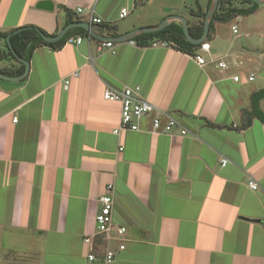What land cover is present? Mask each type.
Returning a JSON list of instances; mask_svg holds the SVG:
<instances>
[{"label":"crops","instance_id":"1","mask_svg":"<svg viewBox=\"0 0 264 264\" xmlns=\"http://www.w3.org/2000/svg\"><path fill=\"white\" fill-rule=\"evenodd\" d=\"M39 1L0 0V32L35 27L54 36L71 18L99 36L118 38L178 16L196 40L211 3L48 0L52 9L43 10L36 8ZM122 8L128 14L119 18ZM89 10L101 25L90 23ZM255 15L240 32L238 24ZM259 30L264 33V6L209 21L205 56L225 57L228 70L200 67L172 44L152 48L154 38L139 43L146 33H137V45L120 40L101 52L94 39L38 47L23 80L0 79V264H103L100 255L87 259L83 238L95 233L97 198L109 184L112 222L125 228V248L108 264H264V124L256 118L246 124L252 94L264 89V75H257L264 68ZM249 31L253 36L245 37ZM0 69L18 66L3 60ZM135 86L187 135L151 134L146 119L140 131L114 135L119 104L104 101L103 91ZM258 108L264 113V98Z\"/></svg>","mask_w":264,"mask_h":264},{"label":"built area","instance_id":"2","mask_svg":"<svg viewBox=\"0 0 264 264\" xmlns=\"http://www.w3.org/2000/svg\"><path fill=\"white\" fill-rule=\"evenodd\" d=\"M81 9H77V13H81ZM89 21L95 25H101L102 20L93 16V11H87ZM128 14L126 8H122L119 12V18H124ZM233 33H236V28L232 27ZM93 38L88 34L85 36H69L65 42V45H79L81 42H89ZM95 40V39H94ZM130 45H137L136 41L131 39L126 40ZM96 42V51L101 52L104 49H111L114 42L111 40ZM152 48H168L171 47V43L166 40H153L150 43ZM210 43L203 41L199 44L197 50L194 51L192 58L195 63L202 67L206 64H215L220 70H228L229 65L225 61V57H219L217 59L206 58L205 54L209 55ZM239 77L232 76L233 81H238ZM254 75L250 74L247 77L248 81H253ZM67 82H65L66 84ZM66 89V85L64 86ZM102 98L107 102H117L119 104V120L116 128L112 133L118 136L122 132H138L140 131V123L146 119L149 121V132L151 134H172L174 131L178 132L180 136L187 135V130L183 128L179 122L167 112H163L157 109L155 106L148 103L140 96V87H125L122 90H116L110 87H106L103 91ZM16 121L15 118L12 119ZM227 163L226 159L221 160V165L224 166ZM248 187L252 190H257V184L249 179ZM106 193L97 198L99 204V210L95 215L96 229L94 234L85 235L83 242L90 247L87 259L89 261H95L96 255H100V261L103 264L112 262L117 254L124 250L125 245L121 239L125 234V228L122 226L115 227L112 222V209H113V186L107 185ZM95 237H98L101 242H95ZM103 241L106 242V246H102ZM112 241L116 242L115 248L110 247L108 244ZM100 253H97V252Z\"/></svg>","mask_w":264,"mask_h":264},{"label":"trees","instance_id":"3","mask_svg":"<svg viewBox=\"0 0 264 264\" xmlns=\"http://www.w3.org/2000/svg\"><path fill=\"white\" fill-rule=\"evenodd\" d=\"M251 6L246 9L236 8L231 5L230 0H219L218 2V12H216L210 19V25L214 21L226 22L237 16H247L253 13L258 5L250 2ZM205 13L202 14L204 17ZM73 20L71 18L67 19V23H71ZM38 28L30 27L24 31L18 32L9 38V42L6 41L7 33L0 32V61L3 60H13L18 66V70L15 72H6L5 70L0 69V74L7 76H20L24 71V66L13 56L11 50L15 53L17 57L24 59L29 62L32 52L42 46L49 47L50 49L56 50L63 47L65 40L71 36L75 31L80 35L87 37L88 33L82 28H73L68 30L63 37L54 43L44 42L41 37L38 35ZM45 34V33H44ZM202 34V29L195 37L199 38ZM192 35V34H191ZM138 37H141V40H138L140 43L143 40L154 38L155 40H166L169 43L171 42L174 47L178 50L193 55L194 51L198 49V45H194L185 40L181 26L179 24L171 23L162 30L154 33L140 34ZM134 39V38H133ZM207 41V40H205ZM264 98V89H261L254 94H252V103H251V113L247 117V125L250 124L253 118L258 119L261 123L264 124V113L258 108V100Z\"/></svg>","mask_w":264,"mask_h":264},{"label":"water","instance_id":"4","mask_svg":"<svg viewBox=\"0 0 264 264\" xmlns=\"http://www.w3.org/2000/svg\"><path fill=\"white\" fill-rule=\"evenodd\" d=\"M250 1L252 3L258 5V6H264V0H250ZM218 2H219V0H211L210 6H209V8H208V10L206 12L205 18H204L202 36L200 38L196 39V40L191 38L185 20L183 18H181V17H178V16H170V17L166 18L164 21H162L158 26H156L154 28H143L141 30H135V31H132V32H129V33L125 34L124 36L118 37V38H110V37L108 38V37L99 36L92 30L91 25L89 23H86V22H83V21L71 22V23L67 24L66 26H64L54 36H48V35L44 34L39 29H37L36 31H37L38 35L41 37V39L44 42H47V43L57 42L58 40H60L63 37V35L68 30H70L72 28H75V27L82 28L84 31H86L95 40H99V41L111 40L113 42H117V41H120V40L131 39L137 33H153V32L160 31V30H162L164 27H166L169 24L170 20H176L181 25L183 36L186 39V41H188L191 44L198 45L201 42L205 41V39L207 38L208 31H209V21L212 18V16L214 15V13L216 12V10H217ZM36 8L43 9V10H51L52 9V4L48 0H43V1H39L36 4ZM29 28L30 27H22V28H18L16 30L10 32L6 36V41L9 42L10 36H12V35H14V34H16L18 32L24 31L26 29H29ZM11 52L13 53V56L16 57V59L24 65V71L18 77H9V76H5V75L0 74V79L9 80V81H20V80H23L27 76V74L29 72V63L27 61H25L24 59H22L20 57H17L12 50H11Z\"/></svg>","mask_w":264,"mask_h":264},{"label":"rangeland","instance_id":"5","mask_svg":"<svg viewBox=\"0 0 264 264\" xmlns=\"http://www.w3.org/2000/svg\"><path fill=\"white\" fill-rule=\"evenodd\" d=\"M256 16V17H255ZM254 17H249L248 19H247V21H243V22H241V23H239L238 24V27H239V31L240 32H244L245 31V28H246V24H250V23H254L255 21H256V18H257V15H255ZM225 32H226V34H227V31H228V26L227 27H225ZM244 30V31H243ZM250 34V36H253V34L251 33V31H249L248 33H246V35H245V37L247 36V35H249ZM256 35L258 36V37H260L259 39H261V44L264 42V33H263V31L261 30H259V31H257L256 32ZM257 75L259 76L260 75V77H261V75L263 76L264 75V68H262L261 67V69H259L258 71H257Z\"/></svg>","mask_w":264,"mask_h":264}]
</instances>
